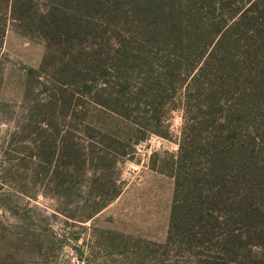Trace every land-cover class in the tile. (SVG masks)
<instances>
[{
	"label": "rangeland",
	"instance_id": "obj_1",
	"mask_svg": "<svg viewBox=\"0 0 264 264\" xmlns=\"http://www.w3.org/2000/svg\"><path fill=\"white\" fill-rule=\"evenodd\" d=\"M149 1L103 2L94 18L107 21L127 15L131 26L119 31L115 22V28L104 30L101 45L92 44L90 38L95 25L85 27L92 18L86 17L90 11L81 7L77 13L66 11L74 18L67 24L82 27L71 33L72 44L62 46L58 40L47 41L25 31L8 17L0 0V264H245L250 259L241 252L236 263L227 261L230 255L221 252L226 248L224 239L215 240L223 233V225L211 234L213 244L197 245L183 241L171 225L175 198L179 202L183 198L177 193L173 167L182 127L189 118L185 109L190 105L194 114L195 104L203 99L193 84L200 64L189 70L172 65L174 72L170 65L161 69L160 59L168 53L150 47L154 73L161 72L169 83L152 87V99L136 95L143 84L138 69L127 74L126 81L115 76L111 69L114 51L125 49L119 47L118 39L130 36L134 19L149 8L159 13L160 22L168 15L160 0L145 4ZM34 3V13H43L46 1ZM100 51L111 62L106 60L107 69L92 83L83 82L92 79L86 71H92L91 59ZM54 63L60 70L68 63L81 83L80 90L74 85L63 86L65 91L52 89ZM36 71L40 76L28 82L30 72ZM101 89L104 99L118 90L119 98L122 93L130 97V115L137 123L132 125V138L125 136L130 128L126 121L92 100V95L101 99V93H96ZM63 95V112L59 113ZM49 96L51 109L44 106ZM38 114L47 116L49 124L37 119ZM31 117L36 120L33 124H29ZM58 125L62 132L67 127L72 131L71 138H66L73 145L70 164L54 148L60 138L54 128ZM39 127L46 132H39ZM109 134L118 143L109 141ZM45 136L50 141L40 144ZM104 146L132 150L113 160L101 153ZM97 156L104 159L95 160ZM260 250L254 247L252 257Z\"/></svg>",
	"mask_w": 264,
	"mask_h": 264
},
{
	"label": "trees",
	"instance_id": "obj_2",
	"mask_svg": "<svg viewBox=\"0 0 264 264\" xmlns=\"http://www.w3.org/2000/svg\"><path fill=\"white\" fill-rule=\"evenodd\" d=\"M2 1L8 17L25 31H33L47 41L58 40L62 46L72 44L71 33L82 27L75 23L72 28L67 24L74 19L65 13L68 10L77 13L81 7L90 11L86 17L92 18L86 21L85 27L95 25L90 30L92 44L97 41L101 45L104 30L115 28V22L119 31L123 27L129 30L131 26L127 15L111 16L107 21L94 18L106 0H45L43 13H34V0ZM160 1L162 10L168 11L165 21L157 20L159 13L154 8H149L145 15L139 14L130 36L118 39L119 47L125 49L114 51L111 69L121 81H126V75H133L138 69L141 74L138 78L143 84L136 95L152 99V87L159 82L169 83L161 72L154 73L148 54L150 47L168 53L160 59L161 69L170 65L174 72L178 65H185L189 70L200 64L193 84L202 91L203 99L195 104L194 114L191 115L190 105L185 109L189 118L182 127L173 167L177 193L181 192L183 198L181 202L175 198L177 204L172 209L171 225L189 245L213 244L211 234L223 225V233L216 235L215 240L219 236L220 241L224 239L222 245L226 248L221 252L230 255L228 262L237 261L236 256L243 252L244 258H250L245 264H264V0ZM148 3L153 1L145 4ZM100 27L103 30H98ZM91 60L92 71L87 69L86 72L92 79H82L83 82L92 83L98 73L107 69L106 60L111 62L101 51L95 52ZM116 60L117 66L113 65ZM56 65L53 64L50 75L52 89L65 91L63 86L74 85L80 90L81 83L68 63L61 66L63 70ZM37 73L30 72L27 81L36 80L40 76ZM103 92V89L98 90L96 93H101V99L92 95V100L104 111L126 121L130 128L125 130V136L132 138V125L137 123L130 115L133 111L130 97L122 93L119 98L118 90L117 94H105L104 99ZM65 98L64 95L60 98L59 113L63 112ZM45 105L51 109V97ZM36 118H42L45 124L50 122L45 115L38 114ZM30 120L29 124L36 121L32 117ZM54 128L60 134L54 148L70 164L74 160L70 149L73 145L69 146L66 138H71L72 131L67 127L62 132L59 125ZM37 130L46 132L47 129L39 127ZM108 140L118 143L112 134ZM47 141L50 139L46 136L39 140L40 144ZM131 150L130 147L104 146L101 153L115 160ZM254 247L261 250L252 257Z\"/></svg>",
	"mask_w": 264,
	"mask_h": 264
}]
</instances>
